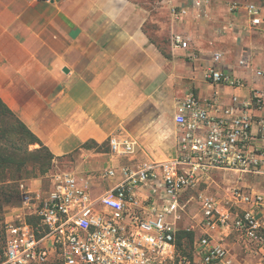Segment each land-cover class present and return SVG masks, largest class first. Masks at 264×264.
Instances as JSON below:
<instances>
[{"label":"crops","instance_id":"crops-1","mask_svg":"<svg viewBox=\"0 0 264 264\" xmlns=\"http://www.w3.org/2000/svg\"><path fill=\"white\" fill-rule=\"evenodd\" d=\"M190 1L167 0V5ZM216 6L211 0L207 18L193 10L182 22L171 16V44L162 45L146 30L149 11L131 0H0V99L67 171L80 178L110 167L116 171L112 179L90 182L92 197L99 199L123 180V167L166 162L176 156L175 116L188 92L202 99L220 95L227 103L235 96L246 99L250 89L264 94L255 76L256 70L264 69V43L253 39L264 35V23L254 29L247 13H231L226 6V21L222 24L214 15L218 22L214 28ZM190 23L210 25L216 37L234 36L235 56H239L223 59V67L246 81L248 89L204 80L213 54L224 56V52L210 49L207 33L187 32L184 26ZM178 32L191 38L197 60L173 46ZM242 60L247 66L240 65ZM253 115L256 146L264 149L257 125L264 111ZM127 135L137 137L136 153L113 156L110 139ZM202 183L223 204L236 188L264 194V176L215 171ZM27 187L43 194L50 189L42 180ZM137 196L145 199L148 191L138 188ZM194 198L183 194L181 203L188 205ZM213 236L223 240L234 264H264V251L250 246L237 232L221 229Z\"/></svg>","mask_w":264,"mask_h":264},{"label":"built area","instance_id":"built-area-1","mask_svg":"<svg viewBox=\"0 0 264 264\" xmlns=\"http://www.w3.org/2000/svg\"><path fill=\"white\" fill-rule=\"evenodd\" d=\"M50 3L51 0H40ZM211 0H191L173 5L175 22L190 17V11L207 18ZM231 13H247L251 27L264 23V8L244 2H231ZM191 38L178 32L173 46L197 60ZM213 64L205 69L208 83L235 89H248L243 79L224 70L222 53L213 54ZM247 66L246 60L240 62ZM255 76L262 82L264 69ZM254 111H264V94L250 89L241 100L232 97L227 103L220 95L202 99L188 92L179 103L177 154L166 162L134 164L123 167V180L94 199L90 182L112 179V167L84 178L71 172L51 177L48 193L32 192L21 186L25 215L6 223L7 239L4 260L0 264H234L223 240L213 233L228 229L237 232L247 243L264 251V194L236 188L223 204L215 197L201 196V213L197 226L202 234L194 243L193 259L179 255L176 234L184 220L183 194L195 188L215 171L264 176V149L256 146ZM257 125L264 140V117ZM113 156H133L139 145L137 137H113L109 141ZM147 190L141 199L137 189ZM27 217L37 220L32 224Z\"/></svg>","mask_w":264,"mask_h":264},{"label":"rangeland","instance_id":"rangeland-1","mask_svg":"<svg viewBox=\"0 0 264 264\" xmlns=\"http://www.w3.org/2000/svg\"><path fill=\"white\" fill-rule=\"evenodd\" d=\"M138 5L144 7L149 11L150 17L146 24V30L148 33L155 38V41L162 45H170L171 37L173 35L172 21L170 15V8L167 5V0H131ZM217 7L216 11L213 9L212 18L214 21L213 26H217L218 22L214 15L218 17L219 22H225V14L227 13L225 7L231 2H244L253 3L264 8V0H212ZM220 10V11H219ZM217 13V14H216ZM192 14V13H191ZM194 18V17H193ZM202 19H204L202 17ZM202 22V21H201ZM215 24V26H214ZM210 28L205 24L200 23L199 25H193V23L184 26V29L188 32L195 31L198 35L203 33L208 34V43L212 51L224 52V59L230 61L237 59L239 56H235L234 49L236 40L233 35H227L226 37H216L214 35V28ZM210 32H209V31ZM203 31V32H201ZM206 31V32H205ZM253 39H257L264 43V35H254ZM201 40L198 38V42ZM210 41V42H209ZM250 43H252L250 41ZM263 59V58H262ZM2 101V100H1ZM26 127V125L18 118L13 110L2 101L0 104V153L11 157L14 161L12 166L11 175L14 181L0 183V188H3L6 192H12V189H18L22 197V188L25 186L26 189L29 183L35 180H42L43 183H49L51 188V177L60 172H69L64 166H60L54 159H51L49 154L37 143L39 140L32 132ZM35 137H34V136ZM40 141V140H39ZM203 182V181H202ZM200 182L196 188L189 189L184 194H193L195 196L194 201L186 205V213L184 220L180 224L181 227L176 234L177 244L179 247V255L182 259L190 258L193 255L194 243L200 238L198 229L191 231L193 235V241L184 238L186 228L191 226H197L199 222V216L201 213V196L209 195L211 192L206 191L208 188L206 183ZM50 190V189H49ZM1 191V190H0ZM215 193V191H213ZM212 192V193H213ZM11 204L0 212V263L4 260V248L7 239L6 223H10L17 216L25 215L21 210L22 198L20 204H15L16 199L10 198ZM27 220L32 224H37V220L34 218L27 217ZM190 233V232H188Z\"/></svg>","mask_w":264,"mask_h":264},{"label":"trees","instance_id":"trees-1","mask_svg":"<svg viewBox=\"0 0 264 264\" xmlns=\"http://www.w3.org/2000/svg\"><path fill=\"white\" fill-rule=\"evenodd\" d=\"M0 104H2L1 99H0ZM37 143H39V145H41V147L49 154L51 159H54L53 155L42 144L41 141L37 140ZM13 161L14 160L11 157H9L7 155H3L2 153H0V183H6V182H10V181L15 180L14 178H12V176L10 177L11 171H12L11 168L14 165ZM0 190H1L0 191V212L6 207V205L11 204V201H10L11 197H13L17 200L15 204H20V200L22 197H21V193L18 189H16V188L12 189L11 190L12 192H6L3 190V188H0ZM183 235H184L185 239H189L191 242L193 241V235L191 232L190 233L185 232ZM176 241H177V239H176ZM177 247H178V244H177ZM178 250H179V247H178ZM188 259L192 260L193 255H191L190 258H188Z\"/></svg>","mask_w":264,"mask_h":264}]
</instances>
